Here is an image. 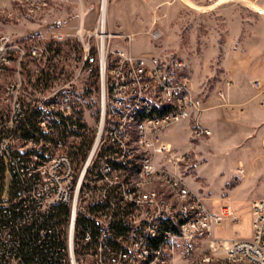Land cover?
Listing matches in <instances>:
<instances>
[{"label": "built area", "instance_id": "2783aa9c", "mask_svg": "<svg viewBox=\"0 0 264 264\" xmlns=\"http://www.w3.org/2000/svg\"><path fill=\"white\" fill-rule=\"evenodd\" d=\"M20 51L15 36H0V76L8 62L25 57ZM112 53L103 129L85 159L70 147L81 127L67 83L28 103L19 78L0 96V264H161L179 243L194 251L201 242L264 264V197L251 203L252 236L219 234L240 216L231 205H209L182 170L192 150L178 152L166 139V128L182 120H193L195 136L212 132L201 121L205 101L184 73L185 61L126 48ZM232 85L229 79L218 88L219 105L230 104ZM253 85L264 103V75ZM8 169L12 190L5 199ZM157 181L172 191L143 188Z\"/></svg>", "mask_w": 264, "mask_h": 264}, {"label": "rangeland", "instance_id": "374dc122", "mask_svg": "<svg viewBox=\"0 0 264 264\" xmlns=\"http://www.w3.org/2000/svg\"><path fill=\"white\" fill-rule=\"evenodd\" d=\"M101 7L102 0H0V36L12 34L25 52L23 58L15 52L17 59L8 62L0 76V96L19 78L21 97L28 103L67 83L73 110L86 122L81 131L93 136L85 159L98 136L101 95L104 82H109L113 50L181 58L184 73L205 101L201 121L212 132L195 136L193 120H182L166 128V139L178 152L192 150L182 170L192 187L208 196L209 205L215 210L231 205L240 216L217 232L252 236L251 203L264 197V103L253 85L256 76L264 75V0H108L105 32ZM156 29L161 32L158 37L152 35ZM87 55L95 58H89L90 64ZM90 66H98V82ZM229 79L230 104L219 105L217 90ZM74 83L77 89L71 88ZM81 139V133L71 136L70 147L75 149L73 144ZM4 184L7 199L12 190L10 169ZM143 186L172 191L160 181ZM163 260L161 264H253L215 253L205 242L194 251L179 243Z\"/></svg>", "mask_w": 264, "mask_h": 264}, {"label": "trees", "instance_id": "16d2710c", "mask_svg": "<svg viewBox=\"0 0 264 264\" xmlns=\"http://www.w3.org/2000/svg\"><path fill=\"white\" fill-rule=\"evenodd\" d=\"M92 70H94L95 75L97 76V82L99 80V68L98 66L93 67ZM79 124L81 127V130L86 127V122L82 121V119L79 117ZM82 135V139L79 142H75L73 145L75 146L74 149V155L79 158H82L86 155L87 149L90 147L92 141H93V136L86 137L85 131L80 132ZM66 209V207H65Z\"/></svg>", "mask_w": 264, "mask_h": 264}, {"label": "bare ground", "instance_id": "6f19581e", "mask_svg": "<svg viewBox=\"0 0 264 264\" xmlns=\"http://www.w3.org/2000/svg\"><path fill=\"white\" fill-rule=\"evenodd\" d=\"M101 10H102V31L105 32V29H106V18H107V14H108V0H102V7H101ZM103 40H102V53H103V67H104V63H105V60H106V49H105V35L103 34ZM105 84V82H104ZM105 94V93H104ZM103 129V122H100V125H99V133H101ZM99 138H100V135H98V138L96 139V142H95V145H94V148L98 145L99 143Z\"/></svg>", "mask_w": 264, "mask_h": 264}, {"label": "crops", "instance_id": "0c3cea01", "mask_svg": "<svg viewBox=\"0 0 264 264\" xmlns=\"http://www.w3.org/2000/svg\"><path fill=\"white\" fill-rule=\"evenodd\" d=\"M249 29V28H248ZM246 31V30H245ZM249 31V30H248Z\"/></svg>", "mask_w": 264, "mask_h": 264}]
</instances>
